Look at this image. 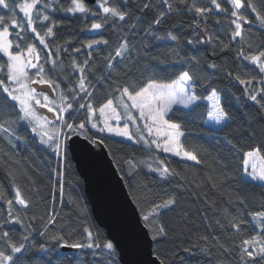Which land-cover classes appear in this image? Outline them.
I'll return each mask as SVG.
<instances>
[{"label":"snow or ice","instance_id":"obj_1","mask_svg":"<svg viewBox=\"0 0 264 264\" xmlns=\"http://www.w3.org/2000/svg\"><path fill=\"white\" fill-rule=\"evenodd\" d=\"M94 4L95 7H89L85 0H70L64 7L56 0L53 8L48 0H0V9L7 10L0 15V137L8 145L14 148V141L20 140L12 124L26 122L40 144L65 159L79 137L89 145H101L103 140L95 136L92 131L95 130L137 144L142 142L149 149L155 146L163 153L202 165L204 161L199 152L186 148L183 142L187 139L184 125L171 118L170 114L175 113L173 106L181 105L194 111L193 106L206 101L208 120L222 130L236 119L226 105L240 97L222 98L220 91L212 87L209 76L220 71L221 65L204 57L205 50L199 45L208 46L212 56L235 51L240 70L235 74L226 71V75L243 86V97L255 106V116L244 117L248 125L247 139L254 138L253 125L264 121V48L245 51L244 25L258 21L264 27V0H206L204 4L197 0H94ZM49 9L80 14L85 21L90 20L82 31L100 34L77 41L79 46L71 40L65 41L66 45H72V52L77 55L83 52L84 58L82 61L77 56L71 58L72 72L63 80L49 75L57 68L63 70L64 64L58 57L61 52H69L63 45H56L55 52L52 50L49 41L56 36L55 30L60 24L48 14ZM185 11L198 18L191 29V38L172 30L157 35L159 26ZM149 13L152 14L150 20L146 19ZM217 13L231 18L228 42L207 29L208 17ZM253 15L250 21L249 16ZM105 32L109 34L107 38ZM141 32L144 35L137 42L135 38ZM29 39L34 42L29 43ZM145 40L149 43L145 44ZM151 40L174 43L163 52L153 54ZM37 41L42 47H38ZM234 43L240 47L234 49ZM247 47L251 49L252 45ZM98 51L103 54L102 58L95 55ZM173 64L181 67L173 70ZM45 65L50 67L46 69ZM248 65L255 66L249 69L251 75L244 73ZM39 86L47 87L38 90ZM198 86L208 94L198 95L195 91ZM98 92L103 93L99 98ZM6 109L8 114L14 111L17 119L5 118ZM41 109L52 113V118ZM223 143L240 173L238 184L264 189V141L247 148L233 138L225 137ZM213 159L223 174L229 164L219 155ZM127 163L131 169L127 175L132 176L137 165L131 160ZM155 163L156 167L148 165L149 171L158 173L162 181L177 177L182 183L164 192H153L145 186L141 194L133 196L139 222L153 242L149 264H176L177 260L180 264H189L179 254L180 250L190 256L199 253L211 257L212 264H264V203L255 205L257 210H251L248 198L239 190L222 192L227 203L235 205L238 214H233L226 207H218L216 201L209 200L204 193L203 203L214 215L209 218L205 209L197 208V219L193 221L191 212L181 208L183 196L178 191L184 187L186 178L170 168L165 159L157 156ZM56 175L59 181L62 173L56 171ZM205 179L211 182L213 189L219 188L212 175ZM187 182L196 184L195 179ZM59 190L63 194L62 183ZM0 201L4 205L0 209L3 216L0 219V264H84L79 255L61 249L89 250L93 260L88 264H119L117 244L113 240L94 231L92 226L83 227L78 236L75 229H56L58 213L54 209L39 217L42 227L38 235L47 243H37L30 231L37 216H28L33 202L25 198L19 186L14 187V195L8 198L0 185ZM25 219L29 221L27 224ZM189 225L204 229V234L197 235V241L203 244L195 242L185 247L182 240L177 243L185 233H192ZM16 226L20 229L18 237L13 236Z\"/></svg>","mask_w":264,"mask_h":264},{"label":"trees","instance_id":"obj_2","mask_svg":"<svg viewBox=\"0 0 264 264\" xmlns=\"http://www.w3.org/2000/svg\"><path fill=\"white\" fill-rule=\"evenodd\" d=\"M48 2L53 4V8L56 7V0H48ZM137 2H139V0H137ZM205 2L206 0H197V3L200 4H204ZM60 3L64 7H67L70 0H60ZM86 4L89 7H95V4ZM47 11L48 14L60 24L55 30L56 36L49 41L53 52H55L56 45H63L69 48V52H61L58 57L64 64L63 70L57 68L55 72L49 73L52 78L63 80L64 76L72 72L70 68L71 58L77 56V59L81 61L84 58L83 52L78 55L72 52V45H66L65 41L71 40L74 45L79 46L77 41L83 42L88 38L98 37L100 34L82 31V29L90 23V20L85 21L83 17H80V14L73 15L71 13L54 11L52 9ZM133 11H136V9L133 8ZM6 12L7 10L0 9V15H4ZM136 14L139 15L140 13L137 11ZM20 15L22 16V14ZM151 18L152 14L149 13L146 19L150 20ZM196 19L198 18L195 17L193 13L186 11L181 15L172 16L164 24L159 26L157 35H165L168 30H172L177 31L187 38H191L193 35L191 29L195 27L194 21ZM230 19L229 16L223 13L210 15L207 20V29L210 33L219 36L221 40L228 42L230 37ZM253 19L254 15L249 16L250 21ZM217 20H219V23H217ZM201 27H204L203 23ZM244 28L246 30L245 40L247 42L243 45L245 51L255 52L264 48V27H261L257 21L244 25ZM197 31H199V29H197ZM104 35L107 38L109 34L105 32ZM143 35L144 33L141 32L140 36L135 38L136 41L139 42L140 37ZM28 42L31 43L34 41L29 39ZM36 43L38 45V41ZM144 43L148 44L149 40H145ZM173 43L174 42L171 41L151 40V51L153 54L163 52L166 46H171ZM248 44L252 45L251 49L247 47ZM38 47L42 46L38 45ZM198 47L205 50L204 57L215 60L217 64L221 65L220 71L209 76V79L212 81V87L220 91L222 98L240 97L239 100L232 99L231 103L226 105L227 109L236 119L231 123L230 127H223L222 130L221 126L214 128L206 125V104L203 101L199 102L198 107L193 106L194 111L192 108L187 110L174 108L175 113L170 114L173 120L184 125L187 139L183 142L186 148L195 149L199 152L204 161L202 165H195L194 163L168 156L156 150L153 146L149 149L143 146L142 143L125 142L92 130L95 136L103 140L102 144L119 176L122 178L131 200H133L134 195L141 194L145 186L151 188L153 192H164L182 183L177 177H172L167 182L162 181L158 173L149 171V164L153 167L157 166L155 163V157L157 156L161 159H165L170 168L176 170L185 177L186 181L183 182L184 187L178 189L183 196L181 208L188 209L191 212L190 219L193 221L197 219V208L205 209L209 218H212L214 215L213 211L207 209L203 203L204 193H207L209 200H215L218 207H226L233 214H238L237 209L234 204L227 203L226 197L221 195L222 192L239 190L242 195L248 198L251 210H257L255 205L264 203V189L259 187L250 188L247 185L238 184L240 173L237 171V166L223 143L225 137L233 138L237 141H241L243 146L247 148L250 145H255L264 141V121H259L253 125L255 136L252 140L247 139L248 125L244 117L249 114L255 116L256 109L251 101H247L246 98L243 97V86L239 85L235 80H231L226 75V71H233L234 74L239 71L240 62L236 60L234 50L219 52L217 56H212L210 51L207 50L208 46L199 45ZM238 47H240L238 43L233 44L234 49ZM95 55L102 58L103 54L98 51ZM53 58L57 57L54 56ZM204 62L205 60L202 58V63ZM243 63L247 64V62ZM49 67V65H45L46 69ZM161 67L164 66L162 65ZM171 67L173 70H176L179 69L181 65L173 64ZM254 67L253 65H248L247 68L244 69L245 75L253 74L249 69H253ZM208 71L210 73L212 70ZM256 71L258 72V69ZM169 75H171V73ZM61 87H64V83L61 84ZM257 87H259V85H257ZM195 91L198 95L201 93L204 95L208 94L199 86L196 87ZM102 95V92L97 93L98 98ZM5 113V118L10 120L17 119L14 111L8 114L9 110L6 109ZM49 116L52 118L53 114L49 113ZM12 127L16 129V134L20 137V140L14 141L16 147L13 148L7 144V141L0 137V185L3 186V191L7 193L8 198L14 195V187L19 186L25 198L33 202V206L28 211V216L30 217L33 214L37 216V220L32 222L33 228L30 229L36 242L47 243L44 238L38 235L42 227V221L39 220V217L41 215H46L49 210L53 209L58 213V223L55 226L56 229L65 228L67 231L75 229L78 236L83 227L92 226L94 231L106 237L105 232L98 227L91 215L89 204L83 194L80 179L69 153L66 159L54 155L46 146L39 143L37 137L31 134L29 128L26 126V122L14 123ZM218 155L225 163L229 164V167L223 174H221L213 159ZM128 160H131L137 165L132 176L127 175L131 170L127 163ZM213 168L216 170L213 171ZM54 170L62 173V178H59V181L56 171ZM208 175H212L215 183L219 185L218 189H213L211 182L205 179ZM193 179H195L196 184L187 182ZM244 179L247 180L245 177ZM59 183L63 184V194H61L59 190ZM54 185H56V187H54ZM129 185H131V187H129ZM3 206V202L0 201V209H2ZM0 219H3V216H0ZM28 222L29 221L25 219V223L27 224ZM16 227L17 232H14L13 236L18 237L20 229L19 226ZM189 227L192 229V233H185L184 236H181L177 240V243L179 244L182 240L185 247L195 242L203 244V241H197V235L204 234V229L196 225H189ZM29 243H31V239ZM193 251L197 250L193 249ZM67 252H70L72 255H79L84 264H88V262L93 260V257L89 254V250L87 249L80 252H74L72 250ZM179 254L184 256L189 264H212L211 257L199 253L195 256H190L180 250ZM176 264H180L179 260L176 261Z\"/></svg>","mask_w":264,"mask_h":264},{"label":"water","instance_id":"obj_3","mask_svg":"<svg viewBox=\"0 0 264 264\" xmlns=\"http://www.w3.org/2000/svg\"><path fill=\"white\" fill-rule=\"evenodd\" d=\"M85 3L94 4V0H85ZM46 87L39 86L38 90ZM40 111L49 116L46 109ZM69 155L94 221L106 237L117 244L119 263L149 264L152 241L145 235L138 210L103 144L89 145L79 137L75 139Z\"/></svg>","mask_w":264,"mask_h":264},{"label":"rangeland","instance_id":"obj_4","mask_svg":"<svg viewBox=\"0 0 264 264\" xmlns=\"http://www.w3.org/2000/svg\"><path fill=\"white\" fill-rule=\"evenodd\" d=\"M205 104L207 103L206 101H203ZM173 108H180V109H183V110H187V109H184L181 105H174L173 106ZM207 120H208V118H207ZM206 125L207 126H210V127H214V128H218V127H220V126H218V125H215L214 124V122H212V121H210V120H208V122L206 123ZM133 131H134V129H133ZM104 134H106L107 136H109V137H112V138H114V139H119V140H122V141H125V142H129V143H134L133 141H129V140H127V139H125V138H122V137H118V136H114V135H111V134H108V133H104ZM38 138V137H37ZM142 143V142H141ZM154 148H155V146H153ZM157 150V149H156ZM159 151V150H158ZM160 152H162V151H160ZM163 153V152H162ZM164 154H166V155H168V156H171V157H174V158H177V159H180V158H178V157H175V156H173V155H171V154H169V153H164ZM181 160V159H180ZM184 161V160H183ZM187 162H190V163H194V162H191V161H187ZM246 179H248L247 177H245Z\"/></svg>","mask_w":264,"mask_h":264}]
</instances>
